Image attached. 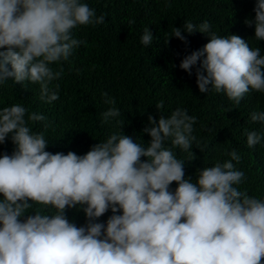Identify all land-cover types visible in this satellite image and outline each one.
<instances>
[{
  "label": "clouds",
  "instance_id": "1",
  "mask_svg": "<svg viewBox=\"0 0 264 264\" xmlns=\"http://www.w3.org/2000/svg\"><path fill=\"white\" fill-rule=\"evenodd\" d=\"M252 11L244 24L264 41V0H255ZM104 23L105 15L83 0H0V84H38L41 101L58 100L60 85H50L63 68L52 65L86 44L74 29ZM185 32L208 40L179 64L190 76L195 68L200 93L224 94L235 105L250 90L264 93L260 47L236 34L218 35L207 20H187L169 38L187 48ZM153 41L145 27L140 43ZM101 95L111 106L101 123L109 124L121 112L114 97ZM155 107L158 118L148 114L142 129L146 144L125 135L124 122L115 119L120 131L83 155L46 150L51 123L45 115L19 103L0 109V145L14 146L0 154V264H264V198L240 188L242 156L226 152L230 159L199 169L193 182L175 150L193 157L195 143L203 151L193 135L197 118L180 107L165 116L163 100ZM250 119L264 123V112ZM41 122L44 131H34ZM245 134L249 148L261 143L260 132ZM69 209L82 211L85 223L70 221Z\"/></svg>",
  "mask_w": 264,
  "mask_h": 264
},
{
  "label": "trees",
  "instance_id": "2",
  "mask_svg": "<svg viewBox=\"0 0 264 264\" xmlns=\"http://www.w3.org/2000/svg\"><path fill=\"white\" fill-rule=\"evenodd\" d=\"M83 2L94 8L97 16L105 15V23L74 29L75 37L86 44L77 48L67 61L52 65L54 70L63 68L62 77L50 85V88L60 85L59 99L44 103L39 99L38 84L25 81L20 85L9 79L0 84V109L19 103L45 115L51 123L45 132L51 143L46 150L83 155L91 145L120 131L115 119L124 122L125 135L146 144L150 137L142 129L148 123V114L158 118L155 105L163 100L164 108L160 111L165 116L180 107L197 118L193 135L201 141L203 151L196 148L195 143L191 149L193 157L175 150L177 158L185 161L186 177L192 175L195 182L199 169L230 159L225 153L236 149L242 156L237 168L246 176L240 188L247 189L249 195L264 198V123H253L250 119L253 112H264V93L250 90L239 105L224 94L200 93L195 68L190 76L179 64L184 55L203 47L208 42L207 37L199 32L183 33L190 42L187 48L179 39L169 38L173 27H182L187 20L195 24L207 20L218 35L236 34L248 40L252 47H260L264 55V41H256L254 28L244 24L246 18L254 17L255 0ZM129 20L135 23L129 25ZM145 27H149L154 36L153 44L147 47L140 43ZM103 92L116 99L115 107L121 112L109 124L101 123V113L111 107L103 102ZM32 127L34 131H44L42 122ZM246 130L260 132L261 143L249 148ZM13 148L9 140L0 145V154H11ZM176 186L175 182L171 185L173 189ZM111 214L109 210L100 220L106 221ZM67 216L77 226L85 223L82 211L69 209Z\"/></svg>",
  "mask_w": 264,
  "mask_h": 264
}]
</instances>
